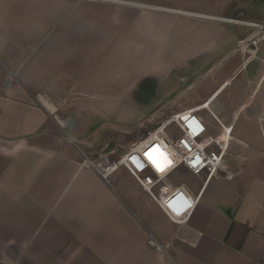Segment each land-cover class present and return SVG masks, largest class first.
I'll use <instances>...</instances> for the list:
<instances>
[{
	"label": "crops",
	"instance_id": "1",
	"mask_svg": "<svg viewBox=\"0 0 264 264\" xmlns=\"http://www.w3.org/2000/svg\"><path fill=\"white\" fill-rule=\"evenodd\" d=\"M250 22L264 0H0V264H264V42L216 36ZM152 45L223 47L225 74L193 107L212 99L234 135L217 176L171 168L156 197L124 167L101 175L131 147V119L105 113Z\"/></svg>",
	"mask_w": 264,
	"mask_h": 264
},
{
	"label": "rangeland",
	"instance_id": "2",
	"mask_svg": "<svg viewBox=\"0 0 264 264\" xmlns=\"http://www.w3.org/2000/svg\"><path fill=\"white\" fill-rule=\"evenodd\" d=\"M253 31L252 27L235 24L230 30L216 31V36L223 39L229 34L236 37L247 38ZM229 36V35H228ZM187 41H191L190 37ZM200 48V47H199ZM239 48V47H236ZM161 52L166 49V56ZM195 45H167L166 47L150 46L151 60H137L130 65L134 69L129 73H138L139 68L145 73L142 80L138 81L134 93L120 94L118 104L112 110L106 111L105 118L111 123L131 119L128 135L130 147L135 143H142L153 131L159 128L174 112L184 108H191L196 103L203 101L207 90L221 80L225 74L224 50L218 46L212 54H200ZM166 57V58H164ZM160 58V59H159ZM121 70V69H120ZM201 98L196 99V97ZM206 98V97H205ZM203 115L209 116L206 111ZM107 116V117H106ZM160 136L145 145L150 153H176L173 140L178 131L170 128ZM124 133H127L126 131ZM122 140L118 141V144ZM158 149L159 151H155ZM96 160L102 159L106 153H84ZM122 153L110 154L118 158ZM177 160V157L174 154Z\"/></svg>",
	"mask_w": 264,
	"mask_h": 264
},
{
	"label": "built area",
	"instance_id": "3",
	"mask_svg": "<svg viewBox=\"0 0 264 264\" xmlns=\"http://www.w3.org/2000/svg\"><path fill=\"white\" fill-rule=\"evenodd\" d=\"M248 26L253 28L252 33L241 41L240 48L252 49L253 53L258 51L259 45L264 42V23L250 22ZM211 100L204 103L202 110H206L220 127V134L213 137L210 133L209 122L202 116L201 110L197 108H184L174 112L166 121L165 125L171 126L178 131L172 144L176 153H163L171 162L163 172L157 171L155 165L148 160V151L145 145L156 137H165L162 134L153 137L150 141L132 144L127 152L110 161L101 175L108 181L109 174L119 167L126 168L140 183L143 189L153 197L154 187L162 180L166 172L178 166L186 167L196 176L206 175L208 180L219 174L224 169L226 158L229 154L231 143L234 141L233 124L224 123L208 106ZM203 104V105H204ZM164 124V123H163ZM162 124V125H163ZM171 133V132H169ZM160 153H152L156 159H160ZM174 154L177 157H174ZM87 166L91 165L86 161ZM195 165V166H194ZM230 177V173H227Z\"/></svg>",
	"mask_w": 264,
	"mask_h": 264
},
{
	"label": "snow or ice",
	"instance_id": "4",
	"mask_svg": "<svg viewBox=\"0 0 264 264\" xmlns=\"http://www.w3.org/2000/svg\"><path fill=\"white\" fill-rule=\"evenodd\" d=\"M155 151H159L158 149H156ZM148 160L152 162L153 165H155L157 171L163 172L165 170V168L171 163L167 157L164 156L163 153H160V159H156L152 153H148ZM195 166V165H194ZM169 207H171L173 209V211H175L177 213V215H179L184 209H177L173 204L170 203ZM184 207L188 208L191 207V204L188 203L186 200L184 202Z\"/></svg>",
	"mask_w": 264,
	"mask_h": 264
},
{
	"label": "bare ground",
	"instance_id": "5",
	"mask_svg": "<svg viewBox=\"0 0 264 264\" xmlns=\"http://www.w3.org/2000/svg\"><path fill=\"white\" fill-rule=\"evenodd\" d=\"M222 88V87H221ZM209 100H211L210 101V103L208 104V106L211 108V110H212V99H209ZM204 103H206V102H204ZM204 103H202V104H199L198 105V107H195V108H197V109H199V108H204L205 106H207V105H205ZM204 104V105H203ZM194 108V107H193ZM166 127H168L167 125H165V122H164V124L163 125H161L159 128H157L155 131H153L145 140H143V144H145L146 142H148V141H150L153 137H155L156 135H158L160 132H162L164 129H166Z\"/></svg>",
	"mask_w": 264,
	"mask_h": 264
}]
</instances>
